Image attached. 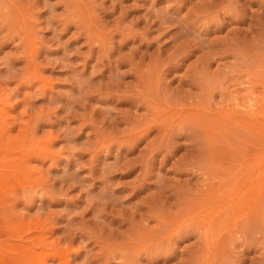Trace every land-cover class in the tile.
Wrapping results in <instances>:
<instances>
[{"label": "rangeland", "instance_id": "1", "mask_svg": "<svg viewBox=\"0 0 264 264\" xmlns=\"http://www.w3.org/2000/svg\"><path fill=\"white\" fill-rule=\"evenodd\" d=\"M0 264H264V0H0Z\"/></svg>", "mask_w": 264, "mask_h": 264}, {"label": "bare ground", "instance_id": "2", "mask_svg": "<svg viewBox=\"0 0 264 264\" xmlns=\"http://www.w3.org/2000/svg\"><path fill=\"white\" fill-rule=\"evenodd\" d=\"M242 104H243V103H242ZM244 104H245V103H244ZM244 104H243L244 107L242 106L244 109L247 107V108H248L247 110H249V112H250V110H251V111L254 113L253 108H252V107L255 105L254 103H253V104H252V103H248V105H247V104L244 105ZM240 108H241V107H240ZM237 110H238V108H237ZM239 111H240V109H239ZM244 111H245V110H243L242 113H243ZM249 112H248V113H249ZM221 113H222V112H221ZM244 113H247V111L244 112ZM248 113H247V114H248ZM251 115H252V114H251ZM247 116H248V115H247ZM261 176H262V175H261ZM259 177H260V176H259ZM256 178H257V177H256ZM260 179H261V177H260ZM252 182H253V181H252ZM249 183H250V182H249ZM250 184H251V183H250ZM247 186H248V185H247ZM245 187H246V186H245ZM252 187H253V186H252ZM247 188H248V187H246V191H247ZM243 189H244V188H243ZM250 190H251V189H250ZM250 190L248 189L249 192H250ZM238 191H239V190H238ZM240 191H241V190H240ZM243 191H245V190H243ZM248 191L245 193V196H243L244 194L241 195V193H244V192H242V191H241L240 193L238 192L239 194L236 196L235 199H233V202H236L235 205H236V204H239V203H241V204L244 203V200L246 199V196H247V194L249 193ZM253 191H254V189H253ZM254 192H255L254 195H253V196H254V197H253L254 202H253V205H252L253 207L255 206V198L260 197V194H261V193H260V187H256ZM252 193H253V192H250L249 194H252ZM239 195H241V196H239ZM247 197H248V196H247ZM250 197H251V196H250ZM231 201H232V200L230 199V203H231ZM227 202H229V200H226V203H227ZM256 202H257V200H256ZM226 203H225V204H226ZM230 203H229V204L227 203L228 205L226 204V206H223V207L221 208L223 212H225V213L227 212V214L232 212V210H231V208H230L229 206H232L234 203H233L232 205H230ZM225 204H223V205H225ZM235 205H234V206H235ZM239 206H241V205L239 204ZM252 206H251V207H252ZM236 207H237V206H236ZM240 208H241V207H240ZM221 209H219V210L221 211ZM232 209H233V208H232ZM239 210H240V209H239ZM235 212H236V210H235ZM235 212H234V213H235ZM218 213H219V211H218ZM218 213H217V214H218ZM235 214H237V212H236Z\"/></svg>", "mask_w": 264, "mask_h": 264}]
</instances>
